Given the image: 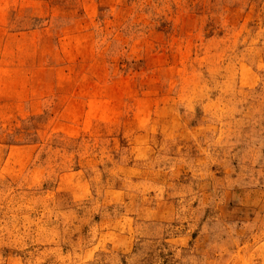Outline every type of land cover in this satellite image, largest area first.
Masks as SVG:
<instances>
[{
  "label": "rangeland",
  "instance_id": "374dc122",
  "mask_svg": "<svg viewBox=\"0 0 264 264\" xmlns=\"http://www.w3.org/2000/svg\"><path fill=\"white\" fill-rule=\"evenodd\" d=\"M0 264H264V0H0Z\"/></svg>",
  "mask_w": 264,
  "mask_h": 264
}]
</instances>
